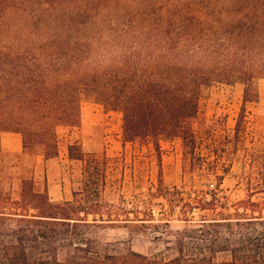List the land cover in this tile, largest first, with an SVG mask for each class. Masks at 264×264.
I'll return each mask as SVG.
<instances>
[{
  "label": "trees",
  "instance_id": "1",
  "mask_svg": "<svg viewBox=\"0 0 264 264\" xmlns=\"http://www.w3.org/2000/svg\"><path fill=\"white\" fill-rule=\"evenodd\" d=\"M257 76L264 0H0V137L20 133L46 160L59 154L57 127L80 124L85 93L123 113L126 140L180 138L193 153L202 88ZM210 195L172 204L215 217L186 218L166 257L103 242L98 229L123 219L99 200L56 202L23 178L18 198L0 189V264H264V198L251 191L232 211Z\"/></svg>",
  "mask_w": 264,
  "mask_h": 264
},
{
  "label": "rangeland",
  "instance_id": "2",
  "mask_svg": "<svg viewBox=\"0 0 264 264\" xmlns=\"http://www.w3.org/2000/svg\"><path fill=\"white\" fill-rule=\"evenodd\" d=\"M81 109L79 125L57 127L59 154L49 160L36 149L9 150L2 143L7 133L21 141L23 137L3 131L0 189L18 198L22 179L34 178L40 190L48 188L53 201L79 200L89 205L99 200L106 211L113 209L123 219L98 229L103 242L115 241L124 249L147 255L161 252L166 257L175 254L168 249L172 233L191 225L186 218L215 217L195 207L188 216L179 207L173 213L171 206L181 197L210 199L211 191H219L232 211L233 204L251 191L254 199L264 198V77L217 80L202 88L199 114L192 120L197 138L193 153H188L180 138L126 140L123 113L107 108L94 95L82 96ZM217 175H224L220 186ZM161 180L172 202L159 195ZM60 189L66 195L58 200ZM125 211L133 220H124ZM151 211L154 221L144 220L151 218L147 216ZM224 257L219 255L220 260Z\"/></svg>",
  "mask_w": 264,
  "mask_h": 264
},
{
  "label": "crops",
  "instance_id": "3",
  "mask_svg": "<svg viewBox=\"0 0 264 264\" xmlns=\"http://www.w3.org/2000/svg\"><path fill=\"white\" fill-rule=\"evenodd\" d=\"M7 134L8 135H6V138H4L2 141L4 146L8 147L9 150L14 151V152H18L22 150L24 146L22 143L23 141H21L20 137L17 135L14 137V135H12L11 133L10 134L7 133ZM14 138H15V141H14ZM48 180L51 181V176L49 173H48ZM65 195H66L65 192L62 191V189H60L58 192V200L64 199Z\"/></svg>",
  "mask_w": 264,
  "mask_h": 264
}]
</instances>
